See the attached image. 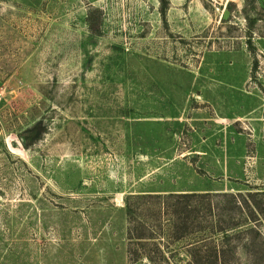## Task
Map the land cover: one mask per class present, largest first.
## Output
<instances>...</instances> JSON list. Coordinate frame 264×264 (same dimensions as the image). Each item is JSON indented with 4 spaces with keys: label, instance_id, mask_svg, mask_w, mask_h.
Segmentation results:
<instances>
[{
    "label": "rangeland",
    "instance_id": "obj_1",
    "mask_svg": "<svg viewBox=\"0 0 264 264\" xmlns=\"http://www.w3.org/2000/svg\"><path fill=\"white\" fill-rule=\"evenodd\" d=\"M144 194L203 199L180 214L182 238L153 221L136 239L156 217ZM253 240L264 246V0H0V264H131L149 244L170 264H208L214 247L255 264Z\"/></svg>",
    "mask_w": 264,
    "mask_h": 264
},
{
    "label": "trees",
    "instance_id": "obj_2",
    "mask_svg": "<svg viewBox=\"0 0 264 264\" xmlns=\"http://www.w3.org/2000/svg\"><path fill=\"white\" fill-rule=\"evenodd\" d=\"M36 128L37 126L27 131L28 135L33 134ZM236 198L233 197L234 200H232V202L236 204L237 209L243 211L246 208L248 211H250L249 214L251 215H247L246 220H250L249 216L254 217L255 216L254 213L255 211H257L258 208L257 203L254 202L253 200L250 199L248 200L245 198L238 201L235 200ZM133 199H135L138 206H140L141 201H145L144 204L148 205L150 207V208L148 207V209H151V211H153L156 216L153 220L151 218L146 219L148 223L147 221L137 222L133 228V232H131L132 228L130 229V232L134 238L152 239L151 235H145L144 232L146 230V226L149 231L152 230L153 227L150 226V223L156 221V224H158L157 228L159 229L160 236L168 238L173 235L175 239L177 238L180 239L183 237V232L185 231L186 226H188L187 221L180 219V214L186 213V215H192L193 213L197 212L199 210L197 206V202L203 199V197H199V195L197 194H168V195L144 194V195H139ZM171 201H174V203H171ZM126 211L129 217L134 215L136 212V210L134 208H131V206L128 204L126 205ZM163 216H167V217L171 216L172 218L170 220H167V222H165ZM218 217L220 218L221 216ZM216 224H217L216 226H218V224L220 225V221L218 220V218L216 219ZM239 224L240 223L238 222L231 224L228 227L224 226L222 229H219V232H221L223 234V238L226 239L229 237V233H231L232 230L239 227ZM255 229L256 228L253 227L246 230L249 231L248 234L255 233L254 235H257L258 232H255ZM257 243H258L257 241L255 242V240H253L251 246L250 245L247 246V250L250 252V255L253 258V261H255V264H264V246L260 247L258 246ZM148 246H150V248H148ZM155 251L158 252L160 255L159 264H170V262H168L167 260V256L164 254V249H162V247L157 248L156 245L153 244L136 245L134 248L130 247L128 252L129 254L128 258L129 261H131V264L136 262H141V259H139V257H142L144 255V257L148 259L150 254L157 256ZM223 251L224 249L219 250L214 247L213 253L211 255L212 260L208 264H224L219 261L220 254ZM156 256H154V258L150 257V259H148L149 264H157V262L155 261ZM189 257L191 259H189L187 264H202L200 263V260L196 259V255L193 254V252H190ZM192 257L194 259H192Z\"/></svg>",
    "mask_w": 264,
    "mask_h": 264
}]
</instances>
